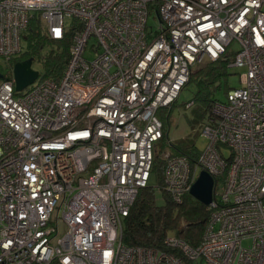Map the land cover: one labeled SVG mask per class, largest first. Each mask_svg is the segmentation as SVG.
I'll return each instance as SVG.
<instances>
[{
  "label": "built area",
  "instance_id": "obj_1",
  "mask_svg": "<svg viewBox=\"0 0 264 264\" xmlns=\"http://www.w3.org/2000/svg\"><path fill=\"white\" fill-rule=\"evenodd\" d=\"M38 17L51 39L71 32L70 54L59 79L19 94L0 79V264H264V0H0L1 60ZM233 41L241 86L214 102L197 161L164 168L177 203L201 170L213 177L201 242L125 245L164 134L158 111Z\"/></svg>",
  "mask_w": 264,
  "mask_h": 264
},
{
  "label": "trees",
  "instance_id": "obj_2",
  "mask_svg": "<svg viewBox=\"0 0 264 264\" xmlns=\"http://www.w3.org/2000/svg\"><path fill=\"white\" fill-rule=\"evenodd\" d=\"M23 39L27 41L25 51L14 56L11 62H7L6 69L3 71L0 69L4 78L12 75L11 68L14 63L32 58V61L37 59L42 67V72L39 74L40 79H59L69 59L71 32L66 31L62 39H51L41 25L33 19L23 33ZM231 60L232 54L227 52L217 61L206 62L204 65L198 66L190 76L188 83L192 78H196L194 102L199 103L202 117L205 116L203 125L213 115V104L219 101L218 91L223 89L227 94L232 88L227 79V70ZM162 122L164 125L163 137H167L165 131L167 122ZM196 133L198 132L196 131ZM199 154L200 151L197 150L195 142L190 136L171 144V155H184L189 158L192 165L197 161ZM166 159L158 154L157 148H155L151 169V176L154 177L155 184L149 183L139 192L129 214L123 220L122 242L125 245L155 247L175 252L165 245L168 235L182 239L191 247H196L201 242L210 211L207 206L189 193H186L182 201L177 203L163 190ZM158 199L162 203H159ZM183 264L196 263L183 258Z\"/></svg>",
  "mask_w": 264,
  "mask_h": 264
},
{
  "label": "rangeland",
  "instance_id": "obj_3",
  "mask_svg": "<svg viewBox=\"0 0 264 264\" xmlns=\"http://www.w3.org/2000/svg\"><path fill=\"white\" fill-rule=\"evenodd\" d=\"M36 22H38L41 27L44 29L43 22L38 18H36ZM67 23L68 20H67ZM148 25L154 30L158 26V18L155 15V12H151V15L148 18ZM92 41H89L88 45L90 46ZM27 46V41L22 39V51H25ZM229 53L233 55L238 50V44L236 41H233L228 47ZM20 55V54H19ZM8 66L7 62L0 59V69L3 71ZM197 65L196 67H198ZM33 69L37 70L39 74L42 72V67L38 63L37 59L32 62ZM10 68L8 67V70ZM195 70V69H194ZM243 69L229 67L227 70V79L228 84L232 88H239L241 86L240 76L243 74ZM12 73V68H11ZM196 78H192V80L187 83L184 88L181 90L178 99L175 104L170 109H160L158 111V116L164 121L166 124V135L167 137H163L159 141L155 143L157 148V153L162 155V157L168 158L171 155V144L176 143L179 139H184L187 137H191L196 145L197 150L203 151L204 148L208 144L207 137L201 135V128L203 126V121L205 120V116L202 117V112L199 108V103L194 102L195 98V90H196ZM217 98L221 102L226 101V93L223 89L219 90L217 93ZM189 104V106H187ZM195 128V129H194ZM196 131L198 133H196ZM149 183L155 184L154 177L151 176ZM159 203H162L160 199Z\"/></svg>",
  "mask_w": 264,
  "mask_h": 264
},
{
  "label": "water",
  "instance_id": "obj_4",
  "mask_svg": "<svg viewBox=\"0 0 264 264\" xmlns=\"http://www.w3.org/2000/svg\"><path fill=\"white\" fill-rule=\"evenodd\" d=\"M32 62V58H28L13 64L12 76L16 93L22 92L39 78V72L33 69ZM3 77L4 75L0 71V79ZM213 190V177L206 170H201L191 185L189 194L203 205L208 206L212 202Z\"/></svg>",
  "mask_w": 264,
  "mask_h": 264
},
{
  "label": "snow or ice",
  "instance_id": "obj_5",
  "mask_svg": "<svg viewBox=\"0 0 264 264\" xmlns=\"http://www.w3.org/2000/svg\"><path fill=\"white\" fill-rule=\"evenodd\" d=\"M57 34H59L58 30H57Z\"/></svg>",
  "mask_w": 264,
  "mask_h": 264
}]
</instances>
